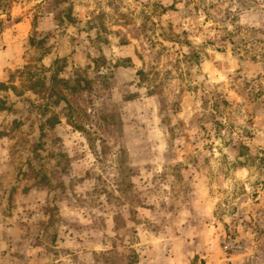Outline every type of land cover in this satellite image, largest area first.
<instances>
[{"label": "rangeland", "instance_id": "1", "mask_svg": "<svg viewBox=\"0 0 264 264\" xmlns=\"http://www.w3.org/2000/svg\"><path fill=\"white\" fill-rule=\"evenodd\" d=\"M264 226V0H0V264H198Z\"/></svg>", "mask_w": 264, "mask_h": 264}, {"label": "built area", "instance_id": "2", "mask_svg": "<svg viewBox=\"0 0 264 264\" xmlns=\"http://www.w3.org/2000/svg\"><path fill=\"white\" fill-rule=\"evenodd\" d=\"M221 246L224 254L243 258L244 264H264V226L249 242L223 238Z\"/></svg>", "mask_w": 264, "mask_h": 264}, {"label": "crops", "instance_id": "3", "mask_svg": "<svg viewBox=\"0 0 264 264\" xmlns=\"http://www.w3.org/2000/svg\"><path fill=\"white\" fill-rule=\"evenodd\" d=\"M224 254V253H223ZM224 256L220 255V257H209L200 259L198 264H244L243 258H240L236 255H227Z\"/></svg>", "mask_w": 264, "mask_h": 264}]
</instances>
